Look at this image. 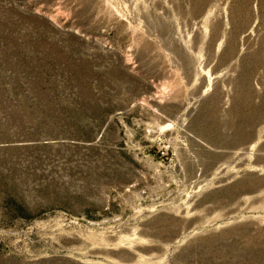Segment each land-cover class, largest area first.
<instances>
[{"label":"rangeland","instance_id":"obj_1","mask_svg":"<svg viewBox=\"0 0 264 264\" xmlns=\"http://www.w3.org/2000/svg\"><path fill=\"white\" fill-rule=\"evenodd\" d=\"M0 264H264V0H0Z\"/></svg>","mask_w":264,"mask_h":264}]
</instances>
